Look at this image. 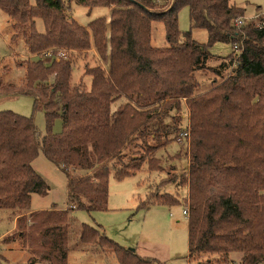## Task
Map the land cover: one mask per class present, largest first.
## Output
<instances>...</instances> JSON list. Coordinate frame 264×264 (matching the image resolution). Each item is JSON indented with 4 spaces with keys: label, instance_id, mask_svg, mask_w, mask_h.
<instances>
[{
    "label": "trees",
    "instance_id": "obj_1",
    "mask_svg": "<svg viewBox=\"0 0 264 264\" xmlns=\"http://www.w3.org/2000/svg\"><path fill=\"white\" fill-rule=\"evenodd\" d=\"M73 1L108 6L110 17L84 26L68 13L66 4ZM161 1L0 0V9L14 22L12 38L23 35L31 54L72 51L50 64L22 61L26 79L20 86L0 81V95H33L34 108L46 115L41 136L32 117L0 111V209L12 210L17 219L3 240L19 241L30 262L68 264L71 210L106 209L113 168L121 179L148 159L153 167L158 164L155 152L182 132L184 98L190 112L189 167L166 182L187 185L188 257L218 255L220 263L229 264L236 252L242 255L239 264L264 262V25H237L246 9L231 0ZM183 7L189 8L191 29L207 30V43L193 39L192 30H180ZM36 18L43 20L45 32L37 30ZM154 21L164 23L168 46L151 44ZM217 42L232 44L228 57L212 54ZM91 50L108 68L87 69L90 90L71 87L73 56ZM213 58L220 61L215 66L209 65ZM206 70L224 78L195 95L200 86L195 73ZM225 70H230L227 77ZM121 97L127 101L113 110ZM59 117L62 130L55 133ZM135 140L139 149L129 154ZM40 153L67 176L65 208L31 209L33 194L45 196L50 189L33 167ZM152 194L160 203L182 202L177 194ZM80 240L109 249L119 264L156 261L88 224L82 225Z\"/></svg>",
    "mask_w": 264,
    "mask_h": 264
},
{
    "label": "rangeland",
    "instance_id": "obj_2",
    "mask_svg": "<svg viewBox=\"0 0 264 264\" xmlns=\"http://www.w3.org/2000/svg\"><path fill=\"white\" fill-rule=\"evenodd\" d=\"M231 2L244 7L249 16L256 14L264 16V0H231ZM66 5L69 15L84 26H88L98 18L105 17L108 20L111 14V8L108 6L88 7L74 1L67 2ZM36 26L39 32H45V25L41 18H36ZM179 28L182 32L192 30L193 39L200 43L208 41L206 29H191L188 7H183L179 12ZM14 33L13 20L0 9V81L2 84L11 83L13 86H20L26 79V67L21 64L22 61L28 58L42 59L45 64H50L52 58L47 55L31 54L23 35L12 38ZM151 44L155 47L168 46L165 25L161 21L152 23ZM60 49L67 50L69 54L72 52L67 48ZM210 51L215 57L225 58L233 51V46L231 43L217 42L210 48ZM72 59L71 87L78 86L90 90L92 76L87 73V69L99 64L105 69L108 68V64L101 62L93 50L75 53ZM219 62V58H213L209 61V65L215 66ZM229 73L230 70L223 71V75L226 77ZM195 76L200 85L196 89L195 95L211 90L224 78L222 75L219 76L207 70L197 71ZM52 81L53 77L49 82ZM34 100L35 97L30 94L0 95V111L8 110L32 117L39 134L43 136L47 131L46 115L44 110L34 108ZM186 100V98L183 99L180 125L183 127L182 131L189 133L187 137L179 141L180 132L177 135V140L171 139L168 145L158 149L155 156L160 161L158 164L152 163L154 167L147 158L148 160L143 163L140 170L121 179L115 176L113 168L109 177V196L106 209L91 212L85 209L71 210L68 234L71 264H86L77 261L78 254H84L83 252L86 251L84 249L92 250L91 258L98 257V253H100L98 251H107L111 262V257H114L118 263L115 255L109 249H102L80 240L83 224L101 228L109 238L122 246L137 248L138 254L156 259L155 264H225L218 261V255H213V258L202 255L190 261L188 257V216L183 214V209H188L187 185L178 187L176 182H166V179L176 178V175L187 171L189 167L190 112ZM125 101L127 98H119L113 103L112 109L115 110ZM61 130L62 120L59 117L54 121L53 131L59 133ZM138 142L140 141L135 140L129 144V154L139 149V146L135 145ZM33 167L47 181L50 189L45 196L33 194L31 207L36 208L39 204H45L48 208H52L54 205L60 209L67 207L68 179L65 172L51 163L42 153L33 161ZM173 167L174 170H171ZM72 174L77 176L80 172L72 171ZM177 181L180 182V179ZM156 192L158 194H177L182 202L168 205L154 201L152 193ZM142 204H146V206L142 207ZM14 218L12 210L0 209V264H50L48 260L30 262L31 254L19 241L3 240L7 234L13 232ZM241 256L240 253H232L229 262L239 264ZM93 263L99 264V261L96 259L89 262V264Z\"/></svg>",
    "mask_w": 264,
    "mask_h": 264
},
{
    "label": "built area",
    "instance_id": "obj_3",
    "mask_svg": "<svg viewBox=\"0 0 264 264\" xmlns=\"http://www.w3.org/2000/svg\"><path fill=\"white\" fill-rule=\"evenodd\" d=\"M63 1H66V0H63ZM247 21H254L256 23L257 26L259 27H262L264 25V16H262L261 14H256L255 16H249V15H242V16H239L237 19H236V24L237 25H241ZM68 51L65 50V49H60L58 50L57 52L56 51H53V50H49L47 52H45L43 55H47L49 57H51L52 59H59L61 57L63 58H66L68 56ZM188 132L187 131H182L180 133V136L178 137V140L180 141L181 139L185 138L188 136ZM183 214L188 216L189 212H188V209L184 208L183 209ZM230 264H235L234 262H231Z\"/></svg>",
    "mask_w": 264,
    "mask_h": 264
},
{
    "label": "crops",
    "instance_id": "obj_4",
    "mask_svg": "<svg viewBox=\"0 0 264 264\" xmlns=\"http://www.w3.org/2000/svg\"><path fill=\"white\" fill-rule=\"evenodd\" d=\"M187 191H188V189H187ZM31 209L33 211H37V210H44V209H49V208L45 204H39L36 208H32L31 207ZM16 222H17V219L15 217L14 218L15 228H16V225H17ZM84 250H86L85 252H83L84 254H78L77 261H80L82 263L89 264L90 261L97 259L99 261V264H119L116 256H115V258H116V260H117L118 263H116V261L114 260V257H111L113 263L111 262L110 257L108 255V252L107 251H103V250H102V252L101 251H98V252H100V253H98L99 256L98 257H95V258H91L90 255L92 254V250L91 249H84ZM135 250L137 251V248H135ZM69 253H70V251H69ZM68 264H71V261L69 259V254H68Z\"/></svg>",
    "mask_w": 264,
    "mask_h": 264
},
{
    "label": "water",
    "instance_id": "obj_5",
    "mask_svg": "<svg viewBox=\"0 0 264 264\" xmlns=\"http://www.w3.org/2000/svg\"><path fill=\"white\" fill-rule=\"evenodd\" d=\"M131 249H133V248H131ZM134 250V249H133Z\"/></svg>",
    "mask_w": 264,
    "mask_h": 264
}]
</instances>
